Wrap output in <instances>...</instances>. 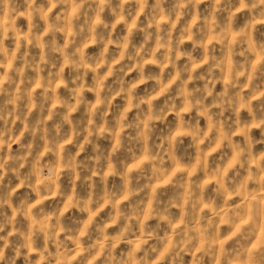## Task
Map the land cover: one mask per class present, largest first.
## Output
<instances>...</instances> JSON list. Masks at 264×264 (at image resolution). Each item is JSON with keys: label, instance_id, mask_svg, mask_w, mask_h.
<instances>
[{"label": "clouds", "instance_id": "clouds-1", "mask_svg": "<svg viewBox=\"0 0 264 264\" xmlns=\"http://www.w3.org/2000/svg\"><path fill=\"white\" fill-rule=\"evenodd\" d=\"M0 264H264V0H0Z\"/></svg>", "mask_w": 264, "mask_h": 264}]
</instances>
